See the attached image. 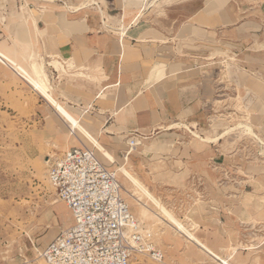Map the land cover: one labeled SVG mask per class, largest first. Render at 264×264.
<instances>
[{"label":"crops","instance_id":"obj_1","mask_svg":"<svg viewBox=\"0 0 264 264\" xmlns=\"http://www.w3.org/2000/svg\"><path fill=\"white\" fill-rule=\"evenodd\" d=\"M0 42L46 59L56 79L52 60L73 64L58 97L116 160L131 138H174L204 198L182 224L231 264H264V0H0ZM233 116L253 130L240 146L233 131L187 150L173 136L215 137ZM69 129V149L89 147ZM182 234L194 247L180 264H221Z\"/></svg>","mask_w":264,"mask_h":264},{"label":"rangeland","instance_id":"obj_2","mask_svg":"<svg viewBox=\"0 0 264 264\" xmlns=\"http://www.w3.org/2000/svg\"><path fill=\"white\" fill-rule=\"evenodd\" d=\"M64 10L68 8L64 6ZM153 10L154 13H160V5H154ZM42 61L53 86L52 94L59 104L70 106L72 97H58L64 95L63 81L68 74L52 60L50 64L59 71V79H56L46 59ZM56 109L15 68L0 61V264H48L40 255L42 249L74 222L70 209L58 197L48 177L50 164L62 157L69 149L70 142L74 141L69 124L57 114ZM228 119L232 128L241 122L236 116ZM173 125L180 126L177 123ZM231 127L215 138L232 132L229 131ZM174 131L179 133H175L174 137L183 135L185 147L188 143L186 150L190 144L198 148L206 145L187 127ZM238 132H242V129L236 128L229 136L240 146L241 134ZM79 133L85 144L96 149L100 159L108 166L115 169L125 165L175 218L179 221L183 217H186V221L192 220L193 206L202 205L204 200L201 183L188 179L191 167L178 162L182 157L187 159V151L186 156L178 152L174 138H165L166 135L155 132L147 139L139 138V143L133 149L129 150V146L124 155L112 164L92 142ZM128 153L129 159H126ZM118 177L132 212L149 240L164 254L163 260L158 261L147 254L136 253L131 264H180L177 261L178 254H182L184 248L193 252V243L186 241L184 247L183 234L168 223L169 218L159 206H155L147 194L120 171ZM138 202L150 207L144 217L137 214L140 207ZM157 212L158 215L155 214Z\"/></svg>","mask_w":264,"mask_h":264},{"label":"built area","instance_id":"obj_3","mask_svg":"<svg viewBox=\"0 0 264 264\" xmlns=\"http://www.w3.org/2000/svg\"><path fill=\"white\" fill-rule=\"evenodd\" d=\"M138 139L131 138L129 150ZM48 177L74 220L42 249L48 264H131L136 253L163 260L126 201L117 170L95 149H68L50 164Z\"/></svg>","mask_w":264,"mask_h":264},{"label":"bare ground","instance_id":"obj_4","mask_svg":"<svg viewBox=\"0 0 264 264\" xmlns=\"http://www.w3.org/2000/svg\"><path fill=\"white\" fill-rule=\"evenodd\" d=\"M28 58H29V62H27V63L19 60L18 58H16V56L12 55V52H10V50H8V47L5 46V44L3 42H0V61L6 62L9 65H11L13 68H15L16 72L23 79H25L31 86H33L36 90H38L47 99V101L49 103H51L52 105H54L57 108L56 109L57 114L70 124L71 129L72 128L75 130L77 129L81 134L86 136L93 143V145L100 151V153L105 158H107V160L109 162H111L112 164L115 163V161H116L115 156L112 154V152H110L103 145H101L100 142L97 140V138L94 137L81 124V117L75 115L69 109V107L66 106L65 104H63V103L59 104L57 99L53 96V94H52L53 86L51 84L49 74L47 73L45 63H44V61H42L43 59L41 58L42 59L41 60V59H39V57H36L34 55H33V57H28ZM53 61L59 67V69H61L63 72H66L67 74L70 73V68L73 67V64L71 62H69L68 64L65 65L60 60L54 59ZM236 128L242 129L243 132H246L249 134L253 133L251 125L246 124V123L240 122V123L236 124L234 128L231 127L229 129V131H232V130L234 131ZM187 129L189 130L190 133L195 135L197 138H199L203 142L217 141L218 139H220V137L215 138L216 136L214 138L210 137V136L205 137L204 135L200 134L197 130H192L190 127H187ZM227 133H229V132L227 131ZM127 159H128V157H127ZM115 169L117 170V172L120 171L122 174H124L126 176V178L129 179L130 182H133L135 185L139 186L143 190V192L145 194H147V196L152 200V202L155 204V206H157V207L159 206L158 208L161 210V212H163L166 215V217L169 218V220H170L168 222L169 224H171L173 227H175L181 233H185L188 236V238H190L192 241H195L200 246H202L204 249H206L207 251L212 253L206 245H204L192 232H190L186 228V226H184L182 224V222H180L177 218H175L171 214L172 212L170 213V211H168L165 208V206L162 205L155 198V196L150 191L147 190V188L126 168L125 165H122L120 167H116ZM134 201H138V199H134ZM138 205H140V207L138 208L139 212H137V214H139L141 217L146 216L147 213L150 211V207L147 204H145L144 202H138ZM158 213L159 212H157L155 214L158 215ZM212 255H214V257L217 258L221 262V264H231L230 262H228L225 258H223L220 255H217L214 253H212Z\"/></svg>","mask_w":264,"mask_h":264}]
</instances>
